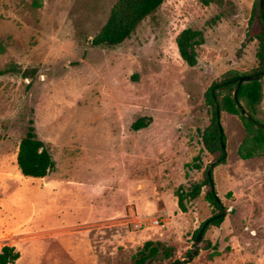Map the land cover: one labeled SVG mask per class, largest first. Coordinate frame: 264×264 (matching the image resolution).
Masks as SVG:
<instances>
[{
  "label": "rangeland",
  "instance_id": "rangeland-1",
  "mask_svg": "<svg viewBox=\"0 0 264 264\" xmlns=\"http://www.w3.org/2000/svg\"><path fill=\"white\" fill-rule=\"evenodd\" d=\"M33 1L0 0V70H18L0 76V249L19 252L13 264H133L147 240L174 248L157 264H264V156H238V116L219 114L226 156L212 179L225 217L196 249L194 232L216 210L206 187L185 212L175 195L214 162L201 142L205 91L257 67L254 0H164L114 47L91 39L117 0ZM186 28L204 36L193 67L175 43ZM260 108L264 119V80ZM140 117L149 125L131 130ZM29 120L55 162L43 178L16 163ZM205 240L218 255L200 249Z\"/></svg>",
  "mask_w": 264,
  "mask_h": 264
},
{
  "label": "trees",
  "instance_id": "trees-1",
  "mask_svg": "<svg viewBox=\"0 0 264 264\" xmlns=\"http://www.w3.org/2000/svg\"><path fill=\"white\" fill-rule=\"evenodd\" d=\"M199 1L203 5H209L214 0ZM163 2L164 0H117L110 9L104 25L91 39V44L95 47H114L121 44L130 38L137 26L154 13ZM33 6L39 7L40 2L34 0ZM254 19L259 27L258 33L253 37L257 41L255 52L257 67L249 73L228 70L219 81L213 82L204 93L205 102L211 108V116L209 124L201 132V142L204 149L213 156L214 162L204 170L201 182L192 184L188 189L179 186L175 191L177 206L185 212L187 203L197 199L201 195L202 188L206 187L205 201L216 210L214 215L204 221L194 232V238L205 222H208L205 229L210 226L218 227L225 217L220 200L214 190L212 179L213 167L223 164L226 156L225 149L221 146V141L224 143V133L220 125V112L236 115L242 122L245 136L237 149L238 156L241 159H250L257 155L264 156V130L256 126V123L264 125V119L259 117L262 113L260 106L263 100L264 80V76H259L264 72V20L260 15L259 0H254L249 26L253 24ZM175 43L179 56L186 65L189 67L195 66L198 57L197 49L204 43L202 31L192 28L183 29L176 36ZM17 71L16 66H9L0 70V76ZM33 73L32 70L23 74L25 77L30 78ZM244 75L255 76V79L238 85L239 77ZM150 121V117H140L131 124L130 128L133 131L146 128ZM198 159L199 156L195 157L194 161ZM16 163L23 176L32 178H43L55 167L50 150L38 138L32 120H29L26 133L19 141ZM193 163V168L200 169L198 163ZM227 195H230V193ZM200 249H212L210 258L219 253L217 245H212L208 240L204 241ZM189 253L190 251L186 252V255H189ZM173 255V247L161 241L147 240L133 256V264H157L170 260ZM19 257V252L13 246L6 245L0 249V264H13ZM178 261L174 260L171 264Z\"/></svg>",
  "mask_w": 264,
  "mask_h": 264
},
{
  "label": "water",
  "instance_id": "water-1",
  "mask_svg": "<svg viewBox=\"0 0 264 264\" xmlns=\"http://www.w3.org/2000/svg\"><path fill=\"white\" fill-rule=\"evenodd\" d=\"M259 10H260L261 17L264 20V0H259ZM263 75H264V72L262 74H260L259 76H263ZM253 79H255V76L244 75V76L239 77V79L237 81V84L240 85V84H242L244 82H247V81H250V80H253ZM252 122H254V121L252 120ZM256 126H258L259 128L264 130V125L256 123ZM221 146H222L223 149H225V144L222 141H221ZM207 223L208 222H205L203 224V226L200 228L197 236L195 237L194 249L197 248V245L199 244V242H200V240H201V238L203 236V232H204V229H205ZM195 253H196V250H192L191 253L189 254L187 260H190L192 255L195 254ZM181 263H182V261H178L175 264H181Z\"/></svg>",
  "mask_w": 264,
  "mask_h": 264
}]
</instances>
